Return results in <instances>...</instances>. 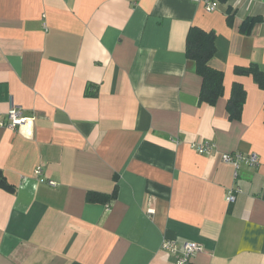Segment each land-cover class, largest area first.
Wrapping results in <instances>:
<instances>
[{
	"label": "crops",
	"instance_id": "obj_1",
	"mask_svg": "<svg viewBox=\"0 0 264 264\" xmlns=\"http://www.w3.org/2000/svg\"><path fill=\"white\" fill-rule=\"evenodd\" d=\"M216 7L0 0V111L34 117L0 128V264H175L185 242L201 248L189 264H264V91L232 71L254 63L264 74V21L238 32L264 17V0ZM191 28L216 36L210 66L224 91L214 104L198 99ZM235 80L245 95L231 116ZM203 141L216 151L191 149ZM237 151L258 164L234 174L220 155Z\"/></svg>",
	"mask_w": 264,
	"mask_h": 264
},
{
	"label": "trees",
	"instance_id": "obj_2",
	"mask_svg": "<svg viewBox=\"0 0 264 264\" xmlns=\"http://www.w3.org/2000/svg\"><path fill=\"white\" fill-rule=\"evenodd\" d=\"M215 2L217 5L226 4L229 0H210ZM227 22L231 24L234 16L233 9L228 6L226 9ZM264 21L262 16H250L245 17L244 21L239 27V31L243 35H249L251 33L253 26L257 23ZM186 41V51L185 55L189 60H193L196 65V73L201 78V87L199 92V100L203 103L214 104L223 95L224 86L223 83V73L213 69L210 66V60L215 55L216 47L215 45V34L206 32L199 28H191L189 33H187ZM236 77L250 76L255 84L264 91V74L259 70L257 64L250 63L247 66H237L233 70ZM231 89L229 98L227 101V111H229L231 116L238 115L242 107L244 100V90L242 84L235 80L231 83ZM264 111V106H263ZM264 122V121H263ZM116 191L112 192L111 195L104 197L95 193H88L86 196L87 202H98L105 201L106 199L111 200L115 198Z\"/></svg>",
	"mask_w": 264,
	"mask_h": 264
},
{
	"label": "built area",
	"instance_id": "obj_3",
	"mask_svg": "<svg viewBox=\"0 0 264 264\" xmlns=\"http://www.w3.org/2000/svg\"><path fill=\"white\" fill-rule=\"evenodd\" d=\"M195 4H203L206 11L212 12L216 7V3L210 0H188ZM34 117L26 116L22 108L11 106L6 113L0 111V128H6L9 131L19 130L25 124L32 123ZM191 149L200 155H210L216 150V144L212 142H195L190 145ZM221 162L227 163L233 166L234 174H237L240 166L242 164H247L249 166L255 167L258 164V157L254 153L244 154L242 152H228L221 153ZM36 174L39 176L41 170H37ZM49 186L54 187L56 183L53 181L47 182ZM236 200V190L229 189L225 194V201L227 204H233ZM161 249L165 252L173 255H177L178 248L174 242H161ZM200 245L196 242H185L182 246V252L175 259V264H189V260L194 256V254L200 251Z\"/></svg>",
	"mask_w": 264,
	"mask_h": 264
}]
</instances>
